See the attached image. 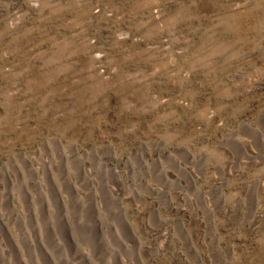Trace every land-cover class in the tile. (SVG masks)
Masks as SVG:
<instances>
[{"label":"rangeland","instance_id":"374dc122","mask_svg":"<svg viewBox=\"0 0 264 264\" xmlns=\"http://www.w3.org/2000/svg\"><path fill=\"white\" fill-rule=\"evenodd\" d=\"M0 264H264V0H0Z\"/></svg>","mask_w":264,"mask_h":264},{"label":"bare ground","instance_id":"6f19581e","mask_svg":"<svg viewBox=\"0 0 264 264\" xmlns=\"http://www.w3.org/2000/svg\"><path fill=\"white\" fill-rule=\"evenodd\" d=\"M247 154V153H246ZM172 155V154H171ZM194 155V154H193ZM193 155L191 156V157H193ZM25 156V155H24ZM28 159V158H27ZM194 159V158H193ZM29 160V159H28ZM150 163V162H149ZM175 163H176V161H175ZM30 165V164H29ZM177 165H178V167L183 171V172H185V173H188L186 170H185V168L184 167H182V166H180L178 163H177ZM189 176V175H188ZM190 177V176H189ZM149 186V185H148ZM180 189V188H179Z\"/></svg>","mask_w":264,"mask_h":264}]
</instances>
